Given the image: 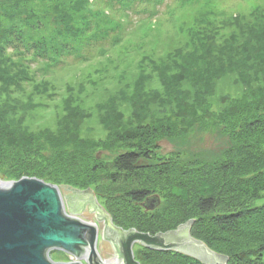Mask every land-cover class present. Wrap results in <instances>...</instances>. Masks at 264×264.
I'll return each mask as SVG.
<instances>
[{
	"label": "trees",
	"instance_id": "obj_1",
	"mask_svg": "<svg viewBox=\"0 0 264 264\" xmlns=\"http://www.w3.org/2000/svg\"><path fill=\"white\" fill-rule=\"evenodd\" d=\"M165 1L0 0V178L95 187L117 227L153 236L192 220L191 236L225 256L222 264H264V205H254L264 194V11L252 20L233 15L214 23L225 12L215 0H203L212 9L202 27L190 29L187 41L165 58L143 57L148 63L140 60L132 84L96 104L110 139L82 136L91 111L70 94L54 129L33 131L26 124L36 107L33 94H47L50 85L33 83L22 101L16 92L24 91L23 83L119 47L134 24L131 16L154 17ZM234 76L242 95L220 97L212 112L208 100L216 83ZM154 81L158 88L150 86ZM124 104L132 109L126 120L119 110ZM199 127L217 130L225 140L214 157L157 154L162 139ZM120 183L136 186L110 193L111 199L103 195ZM152 199L160 202L147 210ZM139 246L140 264H202L176 251Z\"/></svg>",
	"mask_w": 264,
	"mask_h": 264
},
{
	"label": "rangeland",
	"instance_id": "obj_2",
	"mask_svg": "<svg viewBox=\"0 0 264 264\" xmlns=\"http://www.w3.org/2000/svg\"><path fill=\"white\" fill-rule=\"evenodd\" d=\"M215 1L218 9L223 10L225 15L212 18V22L214 23L233 15H241L248 20H252V14L264 11V0ZM208 9H212L211 5H207L203 0L192 2L167 0L158 8V14H155L156 16L154 17H150L149 15L145 18V16L138 17L132 15L131 19L134 21V24L125 33L119 47L109 49L104 55H96L82 62H72L67 66L60 67L58 70L50 71L46 75H42L40 72L36 73L33 76L34 82L23 83L24 91L16 92L20 98L22 97V101H24L26 95L32 92L33 83L45 81L50 87L47 94H33V103L36 104V107L27 114L26 124L33 131L45 127L54 129L56 122L63 117L62 102L70 94L80 100L83 106L91 111V117L81 126L82 136L93 138L97 142L105 141L108 134L98 121L96 104L103 102L119 89H125L130 86L138 75L137 67L140 60L145 62L143 57L148 56L154 60L163 59L169 52L182 46L188 39V31L190 29H198L204 25V22L200 23V21ZM122 45L126 49H124L123 53H119L122 50ZM146 63L148 62L144 64ZM32 69L34 72L39 71L36 64L32 65ZM234 78L235 76L216 83L214 96L208 100L211 103L212 112H218V100L220 97L236 98L242 95L244 86L241 87L235 84ZM260 84L262 85V83ZM150 86L159 87L155 81ZM256 86L257 84L254 85V87ZM119 110L123 113V120H126L128 117L130 118L132 112L131 106L124 104ZM162 115L159 114L158 116ZM224 142L225 140L217 130L211 131L207 128L199 127L183 137L173 140L162 139L158 143L159 149L157 150V154L164 156L176 150L182 155L180 157L182 160H185L184 158H191L193 157L192 155H197L203 159H210L224 147ZM103 157L108 159L110 155L107 151H104ZM0 181L5 182L9 180L0 178ZM98 186L103 187L104 183H99ZM135 186L136 183H120L119 186H108L107 191H104L103 195H105L104 193L109 195L115 191L121 192ZM94 189L95 187H91L92 191ZM94 195L103 207L102 203L104 200L102 198L99 199V194L94 193ZM107 197L111 199V195ZM254 205H264V194L254 201ZM119 210L120 214L124 216V212L120 208ZM159 211H156L154 214L159 213ZM78 216L86 222L96 223L94 216L88 211H84L78 214ZM97 226L99 228L97 250L103 259L107 254L111 255L112 252L109 244L101 240L100 231L102 224L97 223ZM138 249H141L139 244L133 246L135 260L139 262ZM49 257L53 262H69L72 260L68 254L60 251H52Z\"/></svg>",
	"mask_w": 264,
	"mask_h": 264
},
{
	"label": "water",
	"instance_id": "obj_3",
	"mask_svg": "<svg viewBox=\"0 0 264 264\" xmlns=\"http://www.w3.org/2000/svg\"><path fill=\"white\" fill-rule=\"evenodd\" d=\"M77 200L79 207L75 206ZM159 202L157 199L156 205ZM156 205L152 199L145 208L152 210ZM84 211L93 215L96 223L78 216ZM97 223L102 224L101 240L112 252L103 259L97 250ZM192 223L153 236L136 229L123 230L113 224L91 189L78 191L35 177L0 181V264H140L133 253L136 244L154 251H176L202 264L225 263V256L191 237ZM52 251L68 254L72 260L53 262L49 257Z\"/></svg>",
	"mask_w": 264,
	"mask_h": 264
},
{
	"label": "flooded vegetation",
	"instance_id": "obj_4",
	"mask_svg": "<svg viewBox=\"0 0 264 264\" xmlns=\"http://www.w3.org/2000/svg\"><path fill=\"white\" fill-rule=\"evenodd\" d=\"M73 197L75 198L76 196L74 195ZM79 201H80V200L75 201V206H76V207H79V206L81 205V203H80Z\"/></svg>",
	"mask_w": 264,
	"mask_h": 264
}]
</instances>
